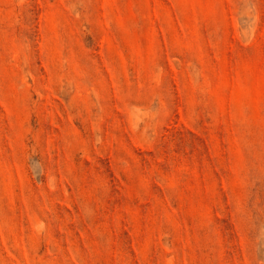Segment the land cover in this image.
Listing matches in <instances>:
<instances>
[{"label":"rangeland","instance_id":"rangeland-1","mask_svg":"<svg viewBox=\"0 0 264 264\" xmlns=\"http://www.w3.org/2000/svg\"><path fill=\"white\" fill-rule=\"evenodd\" d=\"M0 264H264V0H0Z\"/></svg>","mask_w":264,"mask_h":264}]
</instances>
